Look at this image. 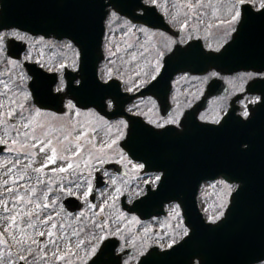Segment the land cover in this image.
Segmentation results:
<instances>
[{"label": "rangeland", "instance_id": "1", "mask_svg": "<svg viewBox=\"0 0 264 264\" xmlns=\"http://www.w3.org/2000/svg\"><path fill=\"white\" fill-rule=\"evenodd\" d=\"M246 1L255 8H260V0ZM186 4L187 0H159L157 8L169 19L171 24L181 26L182 19L188 17V15L187 17L184 15L185 12H188ZM229 6L230 0H212L211 6L199 9L197 16L191 17L187 21L191 25L188 26V30L185 34L183 33L180 40H186L187 36L191 34L192 37L202 38L207 48L214 49L223 45L233 32L227 23H220L222 20H227ZM173 16L176 17L174 22ZM120 17V20H115L112 23H109L108 17L105 20L103 42L105 58L100 64L99 76L106 81L109 70H111L112 78L119 79L124 90L128 91L127 89L132 88L134 91L139 88L134 87V84L138 85L140 79H149L147 76L136 77V72H150V62L153 61L156 51L163 50V44L169 39L172 41L174 39L168 35L161 36L160 32L152 29L146 34H141L131 27L134 25L133 23L126 24L124 21L127 20ZM13 32H15L14 36ZM0 34L3 35V40L0 41V102L5 105L0 108V144L4 146L0 153V264H16L21 260V256L26 257L22 261L27 264H84L93 256L91 249L94 237L116 236L129 239V244L134 247L145 243L149 244L155 238L159 239L158 236L150 234L151 228L146 225L140 226L139 230L145 233L141 232V238L136 240L132 232L133 228H137L138 222L132 214L120 208L119 200L123 194V186L129 187L132 184V174L117 179L115 175L107 173L109 184L101 188L100 199L95 207L94 205L85 206L75 212L66 210L62 203L65 193L58 191L59 185H62V188L70 187L68 191L80 198H85L88 187L91 186L94 172L97 171L100 163L113 158L122 159L123 153H120L118 146L125 136L121 137L120 132L123 131L125 134V129L119 128L120 120L107 121L92 108L80 109L76 107L80 112L77 116L75 109L67 107L70 100L68 97L65 100L63 114L55 115L50 111L41 110V114L37 116L33 111L32 126L28 129L22 128L17 123L19 116L17 105L23 104L26 109L32 106L37 108L33 104L32 96L27 102L25 101V97L31 93L28 84L31 77L23 65V61H33L47 71H56L59 78L54 89L63 80L64 93L66 81L63 70L64 67L72 70L77 69L78 58L75 56L77 48L66 39L61 41L53 38L44 39L16 28L2 30ZM11 38L27 44L22 59H13L7 54V41ZM69 43L73 45V48L67 47ZM133 54L137 57L135 60L132 59ZM74 60L77 62L76 67L73 66ZM61 64L64 65L63 68L60 67ZM243 77H245L243 74L234 75L229 77L228 81L240 88ZM206 81L207 76H177L171 92L173 114L169 117L177 116V113L189 108L200 98ZM9 100L16 101V104L11 105V108L17 111L16 117L9 118L6 115L9 110ZM226 106V99L214 100L201 112L200 116L203 115L205 120L214 121L220 117V110H224ZM108 107L110 108L111 104ZM129 108L133 112L142 114L146 121L155 126L168 119L159 114L155 101L150 98H141L130 104ZM24 114L27 116L29 113L25 111ZM69 121L77 129L83 128V131L87 133L81 141L84 151L82 154L80 152L77 157L72 154L75 151L74 147L71 150H62L56 141V137L63 139L62 133L56 131V128ZM40 124L48 125L46 130L53 139V144L45 148L44 152H40L39 147L29 146L33 128L36 130L35 134L40 136V139H44L41 129L38 127ZM17 129H19V134ZM25 132L29 133L27 139L24 136ZM78 134L76 133V135ZM13 140L19 142L12 143ZM113 140L117 142L115 147L112 143ZM97 145L111 148L100 150L96 148ZM53 148L56 150L55 163L49 159ZM117 154L120 157H117ZM67 163H72L73 167L67 171H60V168L66 167ZM130 163L132 164L130 160L129 162L125 161L126 166H131ZM41 165H46V167L42 168ZM36 169L40 170L36 171ZM219 181L203 183L199 191V206L206 219L216 212L221 203H225L226 208L229 202L224 199ZM7 189H12V191L8 192ZM20 197H23V200ZM30 200L33 202L29 203ZM131 200L132 197H127V201ZM45 203L50 205L49 209H46ZM36 204L41 206L37 208ZM169 210L174 212L172 207ZM13 216L16 217L15 223L11 220ZM49 216L52 217L51 220H48ZM101 224L104 226V231L97 227ZM40 232H44L45 235L39 236ZM49 232L52 233L51 236L48 235ZM60 237L70 238L71 253L74 255L69 253L67 245L59 239ZM17 240L23 241L25 247L31 250V255L28 251L21 249ZM32 240H35L36 243L33 244ZM54 240L60 249L69 253L68 257L63 260L52 257L54 246L51 241ZM79 241L84 243L78 247ZM100 244L101 242L97 245V249ZM46 253L47 255H45Z\"/></svg>", "mask_w": 264, "mask_h": 264}, {"label": "water", "instance_id": "2", "mask_svg": "<svg viewBox=\"0 0 264 264\" xmlns=\"http://www.w3.org/2000/svg\"><path fill=\"white\" fill-rule=\"evenodd\" d=\"M0 2V28L16 26L45 36L52 32L59 39L68 37L75 42L81 53V80L78 85H73L76 76L69 74L68 91L78 105L93 106L105 115L113 112L107 110V98H111L117 105L116 111L124 115V104L145 93L158 95L163 107L168 106L170 81L178 72L204 73L216 68L233 73L264 69V10L254 11L245 6L243 26H238L220 52L205 50L200 40L191 42V48L188 45L177 47L188 50L171 60L165 58V69L161 73L163 79L158 77L146 89L128 95L120 91L118 82L102 83L97 74L103 58L101 43L110 0ZM122 2L126 5L125 10L116 9L121 14L133 21L166 28L155 11L137 18L138 7L133 14V7L142 5L140 0ZM24 49L22 45L11 53L19 57ZM26 65L33 76L30 87L34 101L41 107L60 110L61 98L58 93H53L56 74H46L36 64ZM211 87L209 93H212ZM199 106L189 112H197ZM126 116L130 127L124 147L133 158L143 160L148 168L164 170L161 188L155 197L167 196V201L177 200L190 228L189 236L173 248L165 251L152 249L138 264H192L196 258L200 264L256 263L254 257L264 251V120L258 115L244 120L235 112H229L220 124H211L200 123L193 116L184 124L185 130L179 133L170 128L155 130L144 124L140 117ZM244 145L248 151L242 150ZM170 147L183 151L182 171H172L167 160L158 155L160 149ZM142 151L149 153L143 154ZM220 175L230 182H238L240 187L230 198L225 216L217 225H210L199 212L196 196L202 181ZM112 252V245L106 241L87 264H116L115 260L104 257Z\"/></svg>", "mask_w": 264, "mask_h": 264}, {"label": "snow or ice", "instance_id": "3", "mask_svg": "<svg viewBox=\"0 0 264 264\" xmlns=\"http://www.w3.org/2000/svg\"><path fill=\"white\" fill-rule=\"evenodd\" d=\"M158 2H159V0H143L142 5L137 4L133 7V10H132L133 14L135 15V8L148 6V7L143 8V12H141L137 18L145 17V16L153 13L156 10V8L158 7ZM110 3L112 5V8L118 9L120 11H124L126 8V5L122 2V0H110ZM245 3H246V0H230V6H229V10H228V18L226 21H223V20L220 21V23L221 24L227 23V25L229 26V28L233 32L237 31V28L235 27L236 25L239 24V25H241V27L243 26V22H244L245 17H244V13L242 10V6L245 5ZM211 4H212V0H195V2H193V0H187L186 7L188 9V12H185L184 15H185V17H187V15L189 13H191V15L196 17L199 9L211 6ZM260 9L264 10V0H260ZM105 15L108 17L109 23H112L115 20L121 19L119 12L111 10V9L109 11L105 12ZM175 20H176V17L173 16V22ZM124 23L130 24L131 22L130 21H124ZM131 27L135 28L136 31L141 33V34H146V33L151 31L150 28L144 27V26L132 25ZM181 27L184 29L188 28L187 19H185L181 22ZM12 35L14 36L15 32H13ZM160 35L163 36V33H160ZM192 39H193L192 35L189 34L187 36L186 40H181L179 42L172 41L170 39L167 40L163 44V50L158 49L155 53V56L153 57V61L150 62L151 71L150 72L138 71L135 74L136 77L147 76L149 79L148 80L140 79L139 84L138 85L134 84V87L143 86L144 84H146L150 81H157L158 77L160 79H163L161 73L165 69V64H164L165 57L167 56L168 59L171 60L174 57H178V56L184 54L188 50V49H181V48H175L174 49L173 45H175L177 43H187L188 48H191V47H193V45L188 43V42L191 41ZM2 40H3V35L0 34V41H2ZM225 43H227V41H225ZM67 47L73 48V45L71 43H69L67 45ZM221 47H223V45H220L214 49L210 48V51H214V52L218 53V52H220ZM75 56L77 58L80 56V52L78 50H75ZM136 58H137L136 55L133 54L132 59L135 60ZM73 66L74 67L77 66L76 60L73 61ZM60 67L63 68L64 65L61 64ZM211 75L215 76L217 74L212 73ZM246 75L249 78H252L253 76H256L259 78H264V72L256 73V74L248 73ZM111 79H112L111 70H109L108 80H111ZM77 83H79V82H77ZM105 84H107V82H105ZM64 87H65L64 82H63V80H61L60 83L57 85L55 91L57 93L63 92ZM127 90L132 91V88H129ZM30 96H31V93H28V95L25 97L26 102L30 98ZM260 99H261L260 97H256L252 102L253 103L260 102ZM13 104H16V101L9 100V110L6 113V115L9 118L17 116L16 109L11 108V105H13ZM110 104H111V101H109V105ZM3 107H5V105L3 104V102H0V108H3ZM67 107L70 109H75L76 115L79 116V114H80L79 109L76 108V105L71 100L68 101ZM17 108L19 109V116L17 119V123L20 124V126L22 128H25V129H28L32 126L33 121L31 119V116H32L33 111L35 112V115H37V116H39L41 114V109L35 108L34 106H32L29 109H26L23 104H19V105H17ZM25 111H27L29 113L27 116L24 114ZM129 111H131V109H129ZM181 115H182V113H177V116L169 117L163 123L157 124L156 126L159 128H165L166 125H169V124L179 126L180 120L178 117ZM242 115H243V117L248 118L250 116V113L247 110H245L242 113ZM222 119H223V117H220L218 119H215L212 122L215 124H220ZM200 120H202V121L205 120V117L203 115H201ZM153 123H155V122H153ZM118 125H119L120 129H127V127H128L127 122L124 120H120L118 122ZM38 127L41 129V135H43L44 139H40V136L35 134L36 130L33 128L32 129L33 134L31 135V142H30L29 146L30 147H39L40 152H44L45 148H48L49 146H51L53 144V139L50 137L49 132L46 130L48 128L47 124H40ZM56 131L61 132L63 135L62 140L59 137H56V141H57V143L60 144L62 150H71L74 147L75 151H73L72 154L74 156H78L80 154V152L83 150L81 141H82L83 137H85L87 135V133L85 131H83V128L77 129L75 127V125L71 121H69V122L60 124L59 127L56 128ZM17 133L19 134V129H17ZM76 133H79V134L76 135ZM123 135H124V133H123V131H121L120 136L123 137ZM24 136L27 139L29 136V133L25 132ZM18 142L19 141H17V140L12 141V143H18ZM112 143L114 144V143H116V141L113 140ZM242 150L248 151L247 146H245ZM49 159H51V161L53 163H55V161H56V150H55V148L52 149V155ZM65 159H67V157H65ZM41 167L42 168L46 167V165H41ZM72 167H73L72 163H67L66 167L60 168V171H62V172L67 171L68 169H71ZM137 167L143 168L144 165L139 164V165H137ZM39 170L40 169H36V171H39ZM163 175H164L163 173L155 175L154 179L152 181H149L148 183L149 184H152V183L159 184V182L162 180ZM218 183L222 186L224 199L226 201L230 200L233 193L236 192L237 189H239V187H240L239 185H234V184L229 183L228 180H221ZM7 191L11 192L12 189H7ZM33 192H34V190H33ZM20 199L23 200V197H20ZM32 202L33 201H31V200L29 201V203H32ZM40 206H41L40 204H36L37 208H39ZM171 207H172L173 211L175 212L176 218L178 220L177 228L179 229L180 239H183L184 237L189 236V229L179 222V218L182 215V213L180 212V204H174ZM224 209H225V203H221L219 205V207L217 208L216 212L213 215L208 216L207 219L210 222V225H217V221H220L221 218L225 216ZM205 211H207V210H205ZM51 219H52V217L49 216L48 220H51ZM11 220L13 223H15L16 217H14V216L11 217ZM29 227H31V225H29ZM53 227H55V225H53ZM97 227H99L101 231L105 230L104 226L102 224L97 225ZM38 235L44 236L45 233L40 232V233H38ZM48 235L51 236L52 233L49 232ZM13 239H15V237H13ZM29 239H31V237H29ZM59 239L67 245V249H68L69 253L74 255V253H71V240H70V238L65 239L64 237H60ZM104 239H106V237H103V236L94 237L93 247L91 249L93 255L97 251V245L100 242H102ZM169 239L171 242H167V243L161 244L159 246L162 248H164V247L169 248V249L173 248V246L176 245L178 241H177L175 236H172ZM16 242H17V244H19L21 246L22 250L28 251L29 255H31V250L29 248L25 247L22 240H17ZM32 243L35 244L36 241L32 240ZM51 243L54 246V250L51 253L52 257L59 259V260L65 259V257L63 255H60V248H59V245L57 244V242L54 240V241H51ZM83 243H84L83 241H79L77 246L79 247ZM148 247H151V245H149L147 243H145L143 246L144 250H146ZM45 255H47V253ZM20 259L25 260L26 257L21 256ZM254 261L258 262V264H264V251H262L258 256L254 257ZM195 264H199V261H196Z\"/></svg>", "mask_w": 264, "mask_h": 264}, {"label": "flooded vegetation", "instance_id": "4", "mask_svg": "<svg viewBox=\"0 0 264 264\" xmlns=\"http://www.w3.org/2000/svg\"><path fill=\"white\" fill-rule=\"evenodd\" d=\"M212 73H216L217 75L212 76ZM248 73H252V74H256L253 72H247V73H242L245 77H243V79L240 82L241 87L237 88L235 85H233L231 82L226 81L227 78L229 76H222L219 72L212 70L209 72L208 74V80L211 78H215V77H222L223 80L227 83L228 87H229V93L226 96H219V97H214L213 99L210 100V102L212 100H222V99H226L227 101V106L225 108V110H220L221 112H227L230 102L231 100L237 95L240 94L241 92H243L245 90L246 85L252 81V80H256V79H263L264 78H259L256 76H253L252 78H249L246 74ZM232 91V93H231ZM256 97H260L257 94L251 93L248 94L246 96H243L240 101H239V112H241V114L247 110L250 113V116L248 118H252L254 113L256 112V107L258 105L259 102L257 103H253L252 101L256 98ZM156 101V100H155ZM219 111V112H220ZM181 116H179V120H181V118L183 117V115L185 114V110H183ZM173 113L171 112L169 114V116H171ZM201 114V113H200ZM199 114V117H200ZM169 116H167V118H169ZM180 126V125H179ZM117 143V142H116ZM115 147V146H114ZM118 148L120 149V153H123V156L121 157L122 159H117V158H113L111 160H104L105 162H101L100 166L98 167V169L100 170V175L102 176V178H97V171L94 172V177L92 179L91 182V186L89 187V192L86 193L85 198H81L80 200H82V207H85L87 205H89V202L92 203H98L99 202V197H100V190L101 188H103L104 186L107 185V182L105 183V180H108V172H110V174H115L117 175V178H124V177H128L130 174L133 175V182L132 184L127 187V186H123L122 189V195L121 197H124L125 200L127 201V197H132L131 201H127V202H132L133 200L139 199L142 196H144L148 191L153 190L156 187V183H152L149 184V181H152L154 179V176L157 174H161L160 172H144L143 168H138L137 165L142 164L141 162H137V161H132L127 154L125 153V151L122 149V147L120 146V142H119V146ZM83 152V151H82ZM119 153V154H120ZM117 154V157H120V155ZM129 160L132 162L131 166H126L125 165V161ZM107 161L109 162H116L117 164H120L123 169L125 170V174L124 175H120L112 170H109L106 167V163ZM133 169V170H132ZM132 170V171H131ZM105 179V180H104ZM104 181V183H103ZM99 186L96 188L95 190V197H92L93 194V187L94 186ZM102 186V187H101ZM60 189L58 191H64L63 193H65L64 198H62V203L65 206L66 210L69 212H72L73 208H75L76 205V201L72 198L74 196H76L75 194H73L72 192L68 191L70 189V187H64L62 188V185H59ZM67 191V192H66ZM62 193V194H63ZM63 196V195H62ZM122 199H120V208L123 209V203H122ZM88 200V201H87ZM174 205V203L168 204L165 206V214L160 216V217H151L150 219L147 220H143L141 219L138 215L133 214V216L135 217L136 221L138 222L137 225V229L141 227H144L146 225H148V227L151 228V235L152 236H158V238H155L153 241H150L149 245L152 246H159L161 243H167V242H171L170 241V237L175 236L177 241L180 240V235H179V229L177 228V223L178 220L176 218L175 212H171L172 210H169V208ZM179 222L181 224L184 225L182 216L179 218ZM185 226V225H184ZM140 231V230H139ZM145 233L144 231H140V233ZM138 234V232H136V235ZM109 237H116V236H108L106 238ZM120 240V243L117 246V249L115 251V254L117 256L116 260H119V262H122V264H135L137 262V260L140 258L141 255H143L144 252H146L150 247H148L146 250H144L143 246L144 245H139L138 247H134L131 246L129 243V239H122L119 237H116ZM141 238V236H136V240H139ZM128 247H132L133 249H129ZM162 248V247H161ZM166 248V247H164ZM163 249V248H162ZM60 255H63L64 257H68L69 253L66 252V250L64 249H60Z\"/></svg>", "mask_w": 264, "mask_h": 264}]
</instances>
